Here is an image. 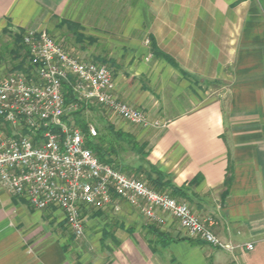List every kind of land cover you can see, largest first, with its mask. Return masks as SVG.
<instances>
[{
  "label": "crops",
  "instance_id": "0c3cea01",
  "mask_svg": "<svg viewBox=\"0 0 264 264\" xmlns=\"http://www.w3.org/2000/svg\"><path fill=\"white\" fill-rule=\"evenodd\" d=\"M72 2L0 0V37L49 34L44 27ZM115 2L122 10L123 0ZM142 7L147 13L139 20ZM129 9L136 12L134 26L147 27L199 83L168 64L148 68L149 87L116 76L120 99L167 123L128 132L149 145L148 161L183 189L175 198L200 219L216 218L215 234L235 251L182 241L189 235L172 216L149 226L124 201L119 210L86 209L84 241H74L63 212L37 211L0 184V264H176V245H189L180 264H264V0H130ZM16 51L11 57L19 62L0 61V78L22 69L27 54ZM146 73L136 68V76ZM205 82L219 93L202 96Z\"/></svg>",
  "mask_w": 264,
  "mask_h": 264
},
{
  "label": "built area",
  "instance_id": "2783aa9c",
  "mask_svg": "<svg viewBox=\"0 0 264 264\" xmlns=\"http://www.w3.org/2000/svg\"><path fill=\"white\" fill-rule=\"evenodd\" d=\"M23 69L11 68L0 78V184L37 211L64 213L71 234L85 236L84 211L120 209L124 201L136 207L151 225L162 226L169 214L188 234L209 246L234 252L216 234V218L197 217L190 206L169 192L131 178L102 163L87 145L73 113L79 104H66L65 84L77 99L110 111L144 128L162 129L144 114L118 99L114 76L104 63L84 60L73 49L45 32L26 31ZM94 139L98 131L88 129ZM248 250L254 246L248 244Z\"/></svg>",
  "mask_w": 264,
  "mask_h": 264
},
{
  "label": "rangeland",
  "instance_id": "374dc122",
  "mask_svg": "<svg viewBox=\"0 0 264 264\" xmlns=\"http://www.w3.org/2000/svg\"><path fill=\"white\" fill-rule=\"evenodd\" d=\"M129 1L130 0H123V9L119 10L115 0H73L70 4L72 6H70L69 10H67L64 15L53 18L50 24L47 27H44V29L57 41L63 42L66 46L72 48L73 55L81 56V54H83V56L90 58L91 60H95L96 62L98 61L109 66L113 73L114 81L116 76L123 75L125 77L127 76V78L135 84L149 87L150 71L148 68L156 66L163 67L167 66L168 63L157 58L154 54L153 49L156 42L152 41V36L147 30L148 28L143 26H134L136 12H133L132 14L129 9ZM146 13L147 12L143 7L140 8V11L137 12L139 20L142 19L140 17L141 15L145 18ZM24 33L25 32L18 35L22 38ZM76 34L81 36V41L76 38ZM14 36V34H5L0 37V61H4L7 65H9L8 62L12 64L19 62L18 59L13 60L11 57V51L18 50L14 43ZM156 45L158 49L163 52L157 43ZM136 68L137 70L144 69V72L147 73L144 74L143 77L140 75L136 76ZM216 85L217 84L205 82L202 84L203 88L201 91L198 90V92L204 97L213 96L215 93H219L217 92L218 86ZM118 99L120 98L118 97ZM120 100L132 106L134 109L141 111L150 122H163L162 118L151 119L146 110L137 108L122 99ZM79 102L81 101L78 100L77 103ZM157 115L159 114L157 113ZM83 117L85 118L86 124H88L87 131L90 126H94L98 131L99 129L103 130L106 122L115 126L117 130H122L127 133H130L128 131H131V129H133L132 127L149 129V127L144 128L127 122L101 107H96L94 111L90 109L85 110L83 112ZM130 134L133 135L132 133ZM132 158V154H123V159L128 163L132 162ZM127 174L131 178L147 182L150 187L154 188L145 175H135L133 172L131 174ZM140 213L145 222L150 226L151 224L146 220L142 212ZM67 230L69 234H71L68 226ZM187 238H192V240L201 242L202 244L205 243L200 239L191 237L190 235ZM73 239L78 242L84 241L83 238L78 239L73 237ZM184 246L189 245H176L171 250L172 256H174L177 260L176 264H180V260H182L184 256H187V254H184Z\"/></svg>",
  "mask_w": 264,
  "mask_h": 264
},
{
  "label": "trees",
  "instance_id": "16d2710c",
  "mask_svg": "<svg viewBox=\"0 0 264 264\" xmlns=\"http://www.w3.org/2000/svg\"><path fill=\"white\" fill-rule=\"evenodd\" d=\"M78 40L81 39V36L75 35ZM15 46H17V52H26L27 50L22 43V38L20 35H15ZM81 41V40H80ZM17 44V45H16ZM19 45V46H18ZM21 50V51H19ZM154 54L157 58L166 61L173 68L178 70L186 79H190L196 83H199L198 78H194L188 72H185L180 65L168 54L160 51L154 44ZM25 63V62H24ZM25 64H23L24 66ZM23 66L21 67L23 69ZM65 101L67 105L78 102L77 96L73 92L72 88L65 84ZM78 109L73 113V117L76 121L77 126L85 133L87 138L88 147L96 154L99 160L102 163L109 164L114 166L116 169H120L124 173L131 174L132 172L135 175H145L149 182L154 186L155 189L160 191L172 190L173 197L183 196V189L176 188L172 184V179L164 172L160 171L156 166L152 165L148 161L149 151L148 144H140L136 138L130 133L124 132L122 130H117L115 126L110 123L105 124L103 130L98 131L97 138L91 139L88 136V124L85 122L83 117V112L85 110H95L96 107H100L96 104L79 102ZM123 154H132L133 160L131 163L126 162L123 159ZM137 164V167L131 165L134 163ZM232 182V177H228L226 181V187ZM182 241H189L194 245L202 244L201 242L194 241L190 238L182 239Z\"/></svg>",
  "mask_w": 264,
  "mask_h": 264
}]
</instances>
